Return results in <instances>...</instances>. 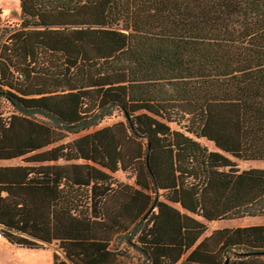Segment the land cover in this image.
I'll use <instances>...</instances> for the list:
<instances>
[{
	"label": "trees",
	"instance_id": "16d2710c",
	"mask_svg": "<svg viewBox=\"0 0 264 264\" xmlns=\"http://www.w3.org/2000/svg\"><path fill=\"white\" fill-rule=\"evenodd\" d=\"M18 7L0 26V160L21 161L0 164V237L54 243L51 264H264V224L198 219L264 216V168L229 158L264 160V0Z\"/></svg>",
	"mask_w": 264,
	"mask_h": 264
},
{
	"label": "rangeland",
	"instance_id": "374dc122",
	"mask_svg": "<svg viewBox=\"0 0 264 264\" xmlns=\"http://www.w3.org/2000/svg\"><path fill=\"white\" fill-rule=\"evenodd\" d=\"M0 11V26L8 28L18 23V0H0ZM1 109L3 114H7L11 111V106L5 101H1ZM122 119V114L115 110L110 116L104 118L98 126L108 125ZM171 127H175V125L171 124ZM72 137V135H68L63 139V141L69 140ZM199 141L209 150H215L212 143L206 141L205 139H199ZM229 158L234 162L235 166L239 170L251 167L264 168V160H240L233 157ZM20 162L19 158L0 160V164H16ZM110 175L118 181L127 183L132 182V176L129 172L117 170L110 173ZM198 219L201 220L206 227L203 235H207L211 232V230L221 227L264 224V216L213 221H205L200 218ZM54 252L60 254L54 243L46 244L39 249H27L9 244L5 239L2 237L0 238V264H51L52 254Z\"/></svg>",
	"mask_w": 264,
	"mask_h": 264
},
{
	"label": "crops",
	"instance_id": "0c3cea01",
	"mask_svg": "<svg viewBox=\"0 0 264 264\" xmlns=\"http://www.w3.org/2000/svg\"><path fill=\"white\" fill-rule=\"evenodd\" d=\"M1 238V237H0Z\"/></svg>",
	"mask_w": 264,
	"mask_h": 264
}]
</instances>
